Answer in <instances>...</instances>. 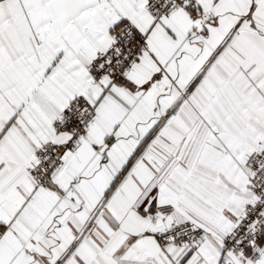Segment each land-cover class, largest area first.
Here are the masks:
<instances>
[{
  "label": "snow or ice",
  "instance_id": "obj_1",
  "mask_svg": "<svg viewBox=\"0 0 264 264\" xmlns=\"http://www.w3.org/2000/svg\"><path fill=\"white\" fill-rule=\"evenodd\" d=\"M0 264H264V0H0Z\"/></svg>",
  "mask_w": 264,
  "mask_h": 264
}]
</instances>
